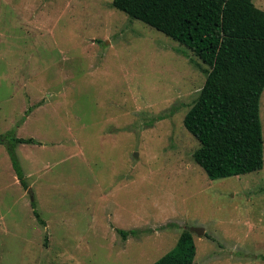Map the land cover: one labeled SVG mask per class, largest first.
Listing matches in <instances>:
<instances>
[{"label": "rangeland", "instance_id": "374dc122", "mask_svg": "<svg viewBox=\"0 0 264 264\" xmlns=\"http://www.w3.org/2000/svg\"><path fill=\"white\" fill-rule=\"evenodd\" d=\"M113 1L0 0V135L35 140L28 190L0 144V264H154L191 228L194 264H264V168L211 180L193 159L209 67Z\"/></svg>", "mask_w": 264, "mask_h": 264}, {"label": "trees", "instance_id": "16d2710c", "mask_svg": "<svg viewBox=\"0 0 264 264\" xmlns=\"http://www.w3.org/2000/svg\"><path fill=\"white\" fill-rule=\"evenodd\" d=\"M131 19L190 49L205 65L206 81L184 118L199 141L193 159L211 180L264 168L260 102L264 93V11L253 0H114ZM0 135L20 184L28 190L17 146L35 140ZM38 222L45 221L35 210ZM124 240L137 230H118ZM193 233H181L173 250L154 264H194Z\"/></svg>", "mask_w": 264, "mask_h": 264}, {"label": "water", "instance_id": "95a60500", "mask_svg": "<svg viewBox=\"0 0 264 264\" xmlns=\"http://www.w3.org/2000/svg\"><path fill=\"white\" fill-rule=\"evenodd\" d=\"M137 156V155H136ZM190 231L193 233H197L198 235L204 234V229L203 228H191Z\"/></svg>", "mask_w": 264, "mask_h": 264}]
</instances>
